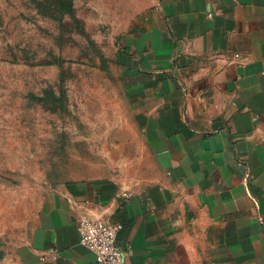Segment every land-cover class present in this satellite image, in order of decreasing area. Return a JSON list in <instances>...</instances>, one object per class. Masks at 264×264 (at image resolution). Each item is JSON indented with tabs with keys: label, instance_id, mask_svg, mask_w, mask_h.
<instances>
[{
	"label": "crops",
	"instance_id": "crops-1",
	"mask_svg": "<svg viewBox=\"0 0 264 264\" xmlns=\"http://www.w3.org/2000/svg\"><path fill=\"white\" fill-rule=\"evenodd\" d=\"M120 50L148 176L47 193L0 264H95L82 217L132 264H264V0H156Z\"/></svg>",
	"mask_w": 264,
	"mask_h": 264
},
{
	"label": "rangeland",
	"instance_id": "rangeland-1",
	"mask_svg": "<svg viewBox=\"0 0 264 264\" xmlns=\"http://www.w3.org/2000/svg\"><path fill=\"white\" fill-rule=\"evenodd\" d=\"M156 0H0V232L25 229L47 193L144 182L120 49Z\"/></svg>",
	"mask_w": 264,
	"mask_h": 264
},
{
	"label": "built area",
	"instance_id": "built-area-1",
	"mask_svg": "<svg viewBox=\"0 0 264 264\" xmlns=\"http://www.w3.org/2000/svg\"><path fill=\"white\" fill-rule=\"evenodd\" d=\"M79 244L94 255L95 264H132L118 243L123 226L110 219L82 217L76 222ZM53 260L56 256L52 257Z\"/></svg>",
	"mask_w": 264,
	"mask_h": 264
}]
</instances>
